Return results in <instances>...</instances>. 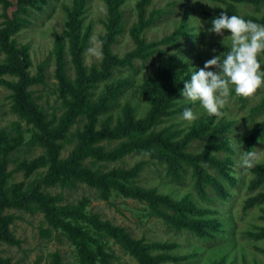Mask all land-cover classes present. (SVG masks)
I'll list each match as a JSON object with an SVG mask.
<instances>
[{"label": "rangeland", "instance_id": "rangeland-1", "mask_svg": "<svg viewBox=\"0 0 264 264\" xmlns=\"http://www.w3.org/2000/svg\"><path fill=\"white\" fill-rule=\"evenodd\" d=\"M7 1L6 7L0 0V29L6 14L18 13L23 21L20 31L9 40L8 48L0 45V147L4 150L7 146L5 140L17 145L4 155L10 173L7 187L22 185L24 191L31 192L39 186L41 192L61 195L64 205L77 206L87 199L86 215L98 216L109 225L123 228L143 245H161L162 249L151 250L153 256L161 255L158 264H264V87L249 97L231 99L219 115H204L200 109L198 118L191 122L182 120L181 115L185 107L192 105L177 101L182 99L181 75L189 67L180 57L201 68L206 60L225 51L223 37L208 32L212 19L221 12L228 15L235 12L264 24V0H152L145 20H153L141 31L138 16L141 0H112L113 4L108 0ZM116 16L120 17V31L111 39L108 55L102 50L103 41ZM74 25L81 33V57L88 76L104 73L110 76L92 82L87 91L94 95L92 101L115 91L108 103L115 120L127 119L131 111L135 118H143L161 97V89H173L168 96L171 106L157 130L165 129L174 142L191 139L183 151V155L191 158L202 156L212 139L214 145L222 146L209 154L218 167L200 162L218 184L217 189L206 184V194L197 189L203 178L195 173L193 164L186 159L177 162L178 155H168L169 163L147 155H129L100 164L101 170L109 171L146 163L134 185L155 190L180 204V211H168L174 217L172 222L154 215L147 203L116 190L107 194L85 183L75 187L48 186L43 184L48 166L34 168L45 149L32 143L37 130L17 112L18 93L11 85L20 81L21 65L29 64L27 72L34 78H39V68L43 66L44 82L31 85L29 90L48 121L56 117L58 124L69 108L64 105L55 77L56 51L62 44L67 75L75 79L69 51ZM136 35L150 51L156 52L147 60H134L131 67L117 63L108 66L112 56L122 60L132 52ZM261 60L264 61V56ZM86 121L82 117L71 126L67 133L71 143L62 150V158H67L76 147L78 132ZM114 145L111 143L110 147ZM248 157L251 163L243 164L242 158ZM31 205V211L11 208L5 213L13 221L9 230L14 243L0 244V258L9 264H140L122 243L97 231L86 220L74 222L90 236L86 238L88 244L80 248L67 232L48 224L36 202Z\"/></svg>", "mask_w": 264, "mask_h": 264}, {"label": "trees", "instance_id": "trees-1", "mask_svg": "<svg viewBox=\"0 0 264 264\" xmlns=\"http://www.w3.org/2000/svg\"><path fill=\"white\" fill-rule=\"evenodd\" d=\"M1 1L4 5L6 4V7L8 6L7 0ZM151 1L141 0L138 4L139 31L148 27L152 22L151 20H153H145L146 9ZM107 2L113 4L112 0ZM116 11L119 13L118 6ZM17 14H6V21L3 28L0 29V45L5 50L9 46V40L23 26V21ZM232 15H236V13L233 12ZM119 20L120 17L116 16V19L110 25L111 32L103 41L102 50L108 55L110 54L111 39L120 31ZM251 20L260 23L257 19ZM73 31L69 51L75 67V79L72 80L67 75V61L63 45L59 44L56 51L55 77L58 81V89L64 105L69 108L62 115L58 124H55L56 117H54V120L48 121L44 112L38 108L33 92L29 90L31 85L44 82L43 66L39 68V78H34L27 72L29 64L26 63L28 66L21 65V67H18V69L23 70L19 75L20 81L11 85L18 93L16 98L17 112L22 118L33 124L37 130L32 143L45 149V154L35 161L34 168L48 166L43 183L48 186L62 184L75 187L78 183H85L89 187L107 194L116 190L127 197L147 203L154 215L172 222L174 217L169 215L168 211H180V204L171 201L167 196L159 194L155 190H147L134 185L146 163L139 162L131 169L113 168L109 171L101 170L100 164L116 162L129 155H147L150 158L169 163L166 159L168 155L174 157L178 155L180 158H175L177 162L186 159L193 164L195 173L198 174L199 178H203V181L201 180L197 184V189L206 194V184H211L216 189L218 184L215 181L216 179L206 173V169L200 165V162L204 161L207 167L213 165L218 167L219 164H217L215 158H210L209 154L212 150L221 149L222 146L214 145L215 141L212 139L207 151L202 156L191 158L183 155V151L187 148L191 139L174 142L172 141L173 137L167 136L165 129L157 130L163 123L162 117L166 115V109L171 106L168 96L173 94V89H161V97L156 101L153 109L149 113L147 112L143 118H135L131 111L127 115V119L118 118L115 120V117L109 112L112 108L108 105L115 91L105 93L95 101H92L94 95L87 91V86L92 82H98L101 77L108 79L110 76L108 73L93 77L88 76L81 57L83 48L80 40L81 33L76 25H74ZM135 38L136 46L132 52L122 60L110 56L108 66H114L117 63L121 66L131 67L134 60H147L151 54L156 52L150 51L148 45L138 39L137 35ZM13 50L16 51V49ZM82 117H86L87 121L83 130L78 132L77 145L67 158H62V150L67 144L71 143L67 133L71 126ZM263 127L261 126L260 129ZM5 142L7 146L4 147V150L3 147H0V244L14 243L12 233L9 230L13 221L11 216L5 215L6 211L11 208L31 211V203L36 202L44 213L48 224L55 229H62L67 232L68 236L80 248L88 244L86 238H90V236L81 227L75 226L74 222L86 220L97 231L108 233L112 238L122 243L138 258L140 264H158L161 255L153 256L151 250L162 249L161 245H143L142 241L131 238L123 228L109 225V223L100 220L98 216L86 215L87 199L80 201L77 206L64 205L62 204L63 198L61 195L41 192L39 186L31 192L24 191L21 188L22 185H15L13 189L7 187L10 173L7 171L8 164L5 156L9 150L17 145H10V141L7 140ZM1 143L2 141H0V145ZM111 143H115V145L110 147ZM219 168L222 169L221 166ZM94 241L97 242L95 239ZM0 264H9V262L0 258Z\"/></svg>", "mask_w": 264, "mask_h": 264}, {"label": "clouds", "instance_id": "clouds-1", "mask_svg": "<svg viewBox=\"0 0 264 264\" xmlns=\"http://www.w3.org/2000/svg\"><path fill=\"white\" fill-rule=\"evenodd\" d=\"M211 25L208 32L223 37L225 51L206 60L201 68L192 66L188 58L180 57L189 65L187 73L181 75L182 99L177 100L192 105L182 112L181 119L186 122L196 120L200 109L204 115H219L231 99L249 97L264 87V61L261 60L264 24L221 12L212 19ZM89 51L95 52V49L89 48ZM189 75L190 78H185ZM242 162L248 165L251 158H242Z\"/></svg>", "mask_w": 264, "mask_h": 264}]
</instances>
